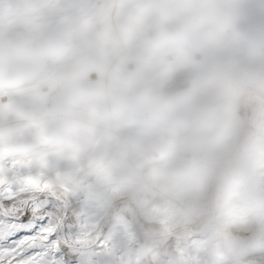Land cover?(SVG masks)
I'll return each mask as SVG.
<instances>
[{"label": "clouds", "instance_id": "obj_1", "mask_svg": "<svg viewBox=\"0 0 264 264\" xmlns=\"http://www.w3.org/2000/svg\"><path fill=\"white\" fill-rule=\"evenodd\" d=\"M247 5L0 0V155L54 158V186L182 228L210 206L264 215V137L236 122L264 114V25L241 31Z\"/></svg>", "mask_w": 264, "mask_h": 264}, {"label": "rangeland", "instance_id": "obj_2", "mask_svg": "<svg viewBox=\"0 0 264 264\" xmlns=\"http://www.w3.org/2000/svg\"><path fill=\"white\" fill-rule=\"evenodd\" d=\"M247 6L248 19L240 24L244 32L264 25V0H248ZM236 122L246 139L264 137V114L242 108ZM56 165L51 157L37 164L0 155V177L18 188L29 179L41 188L48 186L39 194L56 202L61 249L72 264H264V215L222 214L210 206L182 228L175 219L152 221L146 208L127 207L120 201L116 208L122 212L105 210L92 194L54 186ZM32 194L25 192L22 198ZM256 195L264 197V182L257 186ZM149 232L153 233L150 239ZM146 241L151 250L142 254Z\"/></svg>", "mask_w": 264, "mask_h": 264}, {"label": "snow or ice", "instance_id": "obj_3", "mask_svg": "<svg viewBox=\"0 0 264 264\" xmlns=\"http://www.w3.org/2000/svg\"><path fill=\"white\" fill-rule=\"evenodd\" d=\"M47 187L29 179L18 188L0 177V264H72L61 249L56 202L39 194Z\"/></svg>", "mask_w": 264, "mask_h": 264}]
</instances>
